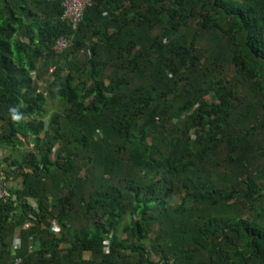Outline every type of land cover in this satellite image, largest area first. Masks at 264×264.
Here are the masks:
<instances>
[{
    "label": "trees",
    "instance_id": "1",
    "mask_svg": "<svg viewBox=\"0 0 264 264\" xmlns=\"http://www.w3.org/2000/svg\"><path fill=\"white\" fill-rule=\"evenodd\" d=\"M62 3L0 0V264H264V0Z\"/></svg>",
    "mask_w": 264,
    "mask_h": 264
},
{
    "label": "built area",
    "instance_id": "2",
    "mask_svg": "<svg viewBox=\"0 0 264 264\" xmlns=\"http://www.w3.org/2000/svg\"><path fill=\"white\" fill-rule=\"evenodd\" d=\"M92 0H63V8L64 13L62 19L67 21L70 26L76 30L77 27L80 25L84 18V14L86 9L91 6ZM72 46V38L71 37H63L57 40L54 50L56 53H62L63 51L67 50ZM52 72V70H51ZM33 147V145H32ZM6 153L0 149V200H7L12 197V194L8 190V186L5 181V175L2 170L3 167V159L5 158ZM53 230L58 232V228L53 226ZM20 231L18 230L14 241L11 245V252L15 256L16 253L21 249L22 246V239L20 236ZM19 263V260L17 261Z\"/></svg>",
    "mask_w": 264,
    "mask_h": 264
},
{
    "label": "rangeland",
    "instance_id": "3",
    "mask_svg": "<svg viewBox=\"0 0 264 264\" xmlns=\"http://www.w3.org/2000/svg\"><path fill=\"white\" fill-rule=\"evenodd\" d=\"M50 110H52V108L50 107ZM29 148H32V145L31 146H29ZM155 261H157V259H155Z\"/></svg>",
    "mask_w": 264,
    "mask_h": 264
}]
</instances>
